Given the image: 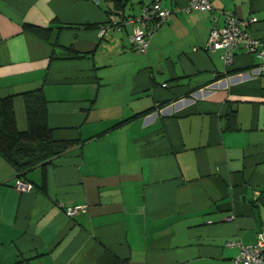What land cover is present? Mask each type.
I'll return each instance as SVG.
<instances>
[{"label":"crops","instance_id":"obj_1","mask_svg":"<svg viewBox=\"0 0 264 264\" xmlns=\"http://www.w3.org/2000/svg\"><path fill=\"white\" fill-rule=\"evenodd\" d=\"M152 1L0 0V99L25 131L23 94L41 89L53 138L77 141L29 191L0 156L2 264H232L264 231V59L207 47L222 12L255 16L264 41V0H161L145 53L131 25L99 35Z\"/></svg>","mask_w":264,"mask_h":264},{"label":"built area","instance_id":"obj_2","mask_svg":"<svg viewBox=\"0 0 264 264\" xmlns=\"http://www.w3.org/2000/svg\"><path fill=\"white\" fill-rule=\"evenodd\" d=\"M213 4L211 0H186L185 12L193 10L201 12H212ZM172 11L162 6L161 0H153L149 5L144 6L137 15L116 17L110 15L107 21L98 28L101 37L106 36L111 30H119L127 25L132 26L130 42L133 48L141 53H145L151 35L166 22ZM223 14V25L212 20L209 29L207 47L211 50H221L222 59L225 64L233 61L234 55L239 51L256 54L264 59V41L254 37L251 26L257 21L255 16L240 18L234 13ZM18 191H29L32 185L29 181L16 178L14 183ZM81 207H66V214L74 215ZM235 244V242H230ZM239 251L233 259L232 264H264V231L257 234L256 240L250 245L236 243Z\"/></svg>","mask_w":264,"mask_h":264},{"label":"trees","instance_id":"obj_3","mask_svg":"<svg viewBox=\"0 0 264 264\" xmlns=\"http://www.w3.org/2000/svg\"><path fill=\"white\" fill-rule=\"evenodd\" d=\"M25 29L43 38L49 34L48 28L34 25H25ZM23 98L27 121L25 131L17 127L13 98L0 99V156L13 167L17 178L25 179L31 169L46 165L57 155L75 146L77 141L53 138L47 124L46 100L41 89L25 92ZM15 264L28 263L22 260Z\"/></svg>","mask_w":264,"mask_h":264}]
</instances>
